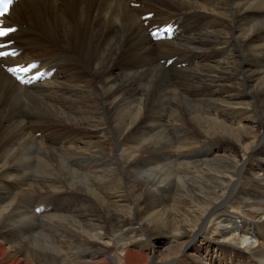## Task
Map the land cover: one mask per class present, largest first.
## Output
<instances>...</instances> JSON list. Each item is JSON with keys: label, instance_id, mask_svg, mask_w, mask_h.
I'll return each mask as SVG.
<instances>
[{"label": "bare ground", "instance_id": "1", "mask_svg": "<svg viewBox=\"0 0 264 264\" xmlns=\"http://www.w3.org/2000/svg\"><path fill=\"white\" fill-rule=\"evenodd\" d=\"M5 20L20 55L0 63L55 73L0 67V264H264V0H18Z\"/></svg>", "mask_w": 264, "mask_h": 264}, {"label": "snow or ice", "instance_id": "2", "mask_svg": "<svg viewBox=\"0 0 264 264\" xmlns=\"http://www.w3.org/2000/svg\"><path fill=\"white\" fill-rule=\"evenodd\" d=\"M13 5V0H0V16H6L9 14L10 8ZM16 31V29L0 25V37H7L10 33ZM0 55H8V53H0ZM15 74L16 70H11Z\"/></svg>", "mask_w": 264, "mask_h": 264}, {"label": "rangeland", "instance_id": "3", "mask_svg": "<svg viewBox=\"0 0 264 264\" xmlns=\"http://www.w3.org/2000/svg\"><path fill=\"white\" fill-rule=\"evenodd\" d=\"M22 17V16H21ZM15 22H17V23H19V24H21L20 22H26V20H20L19 19V21L17 20V21H15ZM22 25H24V24H22ZM26 25H28V24H26ZM22 36H24V35H22ZM17 43H20V41H16ZM162 64V63H161Z\"/></svg>", "mask_w": 264, "mask_h": 264}]
</instances>
